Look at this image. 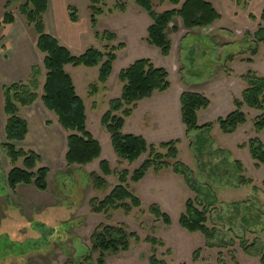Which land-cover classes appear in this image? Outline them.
Masks as SVG:
<instances>
[{"label":"rangeland","instance_id":"obj_1","mask_svg":"<svg viewBox=\"0 0 264 264\" xmlns=\"http://www.w3.org/2000/svg\"><path fill=\"white\" fill-rule=\"evenodd\" d=\"M24 2L9 0L7 10L14 14L23 31L33 33L19 11ZM50 2L48 25L52 24L50 17H55L57 9L55 0ZM98 3L102 14L97 16L98 23L93 28L90 0H68V6L77 10L79 25L90 29L85 31L81 49H74L72 54L79 55L90 47L105 51L106 46L123 44L116 50L117 58L106 91L99 85L101 90L96 96L88 94L89 85L97 82L98 68L68 65L66 71L85 104L86 128L101 145L100 158L84 166L67 165L64 156L69 133L59 125L56 115L45 109L40 100L22 110L31 131L18 146L33 149L41 155L42 162L37 167L49 168L47 188L43 192L33 184L9 188L6 180L14 166L0 149V235L22 247L19 253L13 251L4 258L0 257V264H66L76 261L91 253L90 238L99 225H123L139 237L138 241L131 240L128 251L109 254L106 264H149L153 254L165 264H261L264 252V164L255 167L248 142L254 138L264 145V130L257 132L255 129L257 117L264 111L243 106L246 122L232 134H223L216 124L218 118L234 110L233 98H240L246 86L244 76L249 70L245 71L247 67L243 64L255 57L252 54L254 47L258 52L260 44H255L253 37L257 29L252 33L240 27L226 29L224 26L229 21L225 20L221 23L223 29L216 28L217 33L204 36L200 32L191 34L177 18L170 24L177 28V32H168L172 53L164 57L159 48L147 43V28L152 22L134 0H99ZM122 5L124 11L120 10ZM152 5L157 12L172 8L168 2L160 3L159 0H152ZM23 31L20 32L15 23L7 29L0 28V55L5 56L8 52L7 59L1 60L0 57V81L20 78L26 62L37 58L42 67L37 91L41 96L46 74L42 64L44 56L37 50L30 54ZM96 31L99 38L95 37ZM108 32L117 35L114 40L107 39L104 33ZM6 42V50L1 49ZM229 58L232 59L228 61ZM138 59H149L154 66L164 68L169 74L170 87L139 101L133 114L125 119L122 132L141 135L156 146L161 142L179 140L178 160L187 166V177L195 189L208 188L211 199L193 192L185 178L175 174L172 167H164L158 173L149 169L139 182L129 181L148 153L132 163L126 160L118 163L110 135L101 125V117L108 109V102L121 93L119 72ZM256 68L260 73L254 72L264 77L262 44ZM182 89L209 99V107L198 113V124L214 123L210 132L186 134L180 114ZM5 120L0 112V142L4 141ZM200 134L213 138V143L206 145L202 152L196 151L192 145ZM101 160L108 161L112 171L129 172L128 188L139 198L140 207L107 214L91 211V201L102 200L119 183L118 176L112 173L105 177L108 186L104 191L93 188L88 174L96 172L101 175ZM21 165V160L16 163V166ZM196 197L201 201L199 207L206 210V225L215 229L212 247L206 246L201 233L187 232L178 223L186 201ZM152 204H157L168 214L170 225L166 226L149 212ZM146 237H154L162 241V245L153 247L144 241ZM27 243L29 245L23 248ZM93 258H97V253Z\"/></svg>","mask_w":264,"mask_h":264},{"label":"trees","instance_id":"obj_2","mask_svg":"<svg viewBox=\"0 0 264 264\" xmlns=\"http://www.w3.org/2000/svg\"><path fill=\"white\" fill-rule=\"evenodd\" d=\"M262 1L264 2V0ZM98 2L99 0H90L89 5L90 23L93 28L97 26V16L102 14ZM134 2L148 14L152 22L147 28V43L159 48L164 57L170 55L172 47L168 32H177L175 26H170L175 19L179 18L184 29L190 32H200L220 19V14L210 0H159L160 3L168 2L172 6L162 12L153 9L152 0H134ZM47 5V0H25L19 6V11L25 17L28 26L32 27L37 35V50L44 54L42 64L46 74L42 95L39 96L37 92L39 79L42 76V67L39 64L30 67L26 81L2 87L3 113L6 120L4 141L0 143V149L14 166L6 180L11 189H15L20 184H33L41 192L47 188L46 179L49 168L47 166L37 167L42 162L41 155L33 149L25 150L18 146L19 143L25 141L29 132L28 122L21 116L20 109L31 107L37 100L41 101L45 109L56 115L59 125L69 133L66 136L64 156L67 165L84 166L100 158L101 145L86 128L85 104L76 93L73 80L65 71V66L98 67L97 82L89 85L88 92L90 97L96 96L100 90L99 85H103V90L106 91L105 84L112 73L113 64L117 58L116 50L123 47L122 43L117 47L106 46L105 51L90 47L79 55L72 54L55 37L45 32L43 14L46 12ZM5 8L6 11L0 20V28L10 25L15 20L14 14L7 10L8 4ZM67 9L70 20L77 22L79 18L76 8L68 6ZM120 10L124 11L125 7L122 5ZM260 20L261 24L258 25L253 37L255 44L264 45V7ZM104 34L109 40H114L116 36L111 32ZM95 35L97 38L100 37L97 31ZM254 48L252 54L256 55L257 50ZM248 62L251 63L252 60H248ZM168 78V72L164 68L154 66L149 59H138L122 69L118 75V80L122 84L121 93L108 102V109L101 117V125L110 135L111 145L119 159V164L122 163V160L132 163L141 155L148 153V157L143 163L132 172L129 181L139 182L149 169L158 173L164 167H172L175 174L185 178L186 184L193 192L202 194L206 199H211L208 188L195 189L187 177V166L178 160L177 145L179 140L161 142L156 146L148 143L141 135L122 132L125 119L132 115L139 101L151 97L155 92L168 90L170 87ZM244 78L246 86L241 92V97L233 98L234 110L216 121L223 134H232L239 126L245 124L246 115L242 111L243 106L264 111V77L249 70ZM179 100L181 121L186 134L193 131L210 132L212 130L214 125L212 122L198 124V112L207 109L210 105L206 96L197 92L183 91ZM255 129L257 132L264 130V114L257 117ZM212 143L211 135L200 134L192 145L195 146L196 151L202 152L207 147L206 145L209 146ZM248 148L252 159L256 162L255 167L258 168L264 164L263 143L253 138L249 140ZM20 160L22 165L16 166ZM99 166L101 175L96 172L88 174L89 181L95 190L104 191L108 186L105 177L112 173L118 176L119 183L102 200L97 203L91 201V211L107 214L109 211L124 209L128 212L134 207H140L139 198L128 188L129 172L127 170L118 173L112 171L108 161L105 160H101ZM200 205L199 197L188 199L184 211L179 216L178 223L187 232L201 233L205 237L206 246L212 247L211 241L215 236V229H210L206 225V210L201 209ZM149 212L157 219L162 220L166 226L171 224L168 214L163 212L157 204H152L149 207ZM90 239L91 253L66 264H106V257L109 254L128 251L131 240L138 241L139 237L123 225H99L93 231ZM144 241L153 247L162 245V241L154 237H146ZM28 245V243L24 244L23 248ZM21 248L9 237L0 235L1 258L13 251L19 253ZM94 253H97L96 259L93 258ZM260 262L264 264V252ZM149 264H165V262L157 259L153 254L149 259Z\"/></svg>","mask_w":264,"mask_h":264},{"label":"crops","instance_id":"obj_3","mask_svg":"<svg viewBox=\"0 0 264 264\" xmlns=\"http://www.w3.org/2000/svg\"><path fill=\"white\" fill-rule=\"evenodd\" d=\"M8 1L9 0L0 1V20L2 19L3 15L6 11L5 6H6ZM47 1H48L47 9H46V12L43 14L45 32L48 33L49 35L55 37L59 41V43L61 45L65 46L66 48H68L71 53L74 49H81V43L83 42V40L85 38V31L86 32L90 31V29L89 28L86 29L82 25H79V21H80L79 17H78L79 19L77 22H72L70 20L68 9H67L68 0H55L56 7H57L56 12H55V17H53V16L50 17L52 19V24L48 25L47 24V16L50 12V3L51 2H50V0H47ZM210 1L213 4L214 8L217 10V12L220 14V19L210 26V29L205 34H203L204 36H207L208 34L217 33L216 28L217 29L218 28L223 29V26H221L222 25L221 23L224 22L225 20L229 21V23H230V24L229 23L225 24L224 27L226 29H229V28L237 29L238 27H240V28L249 30L251 33L257 29L259 23L261 24L260 17H261V13H262V10L264 7V2L262 0H210ZM51 19H49V21ZM53 19H55V21ZM84 20L87 22V18H84ZM13 23H15V26L16 25L18 26L20 32L23 31L20 24L17 23L16 18H15ZM13 23H11V24H13ZM97 23H98V20H97ZM252 24H254L253 27H252ZM10 25H7L6 29ZM1 28H3V27H1ZM30 29L33 30L32 27ZM32 32L33 33L23 31L24 37H26L25 41H27L28 45H29L28 48H29L30 54L32 51L37 50V48H36L37 35H36L34 30ZM192 32H195V31H192ZM192 32H190V33L192 34ZM193 35L197 36L196 33H193ZM200 35H202L201 31H200ZM95 37H96V35H95ZM7 41H8V38H7ZM6 44H7V42L1 46L2 47L1 49L4 48L3 50H6V48H5ZM260 49H261V43H260V47L258 49L257 54L255 55V57L251 58L252 62L243 64V65H246V67H247L245 69V71H247V69H248V70L256 71L257 73L259 72V70H257L256 66H257V60H259ZM3 52H5V51H3ZM171 53H172V51H171ZM7 54H8V52L6 53L5 56L0 55V57H2L1 60L7 59L6 58ZM42 56H44L43 53H42ZM231 59L229 58L228 61H230ZM39 63H40V61L37 58L35 60H30V61L26 62V64L24 65L23 71L19 76L20 78H18V79L13 78V79H9L6 81H0V112L2 113L3 116H4V113H3L2 87L6 86V85H10V84L15 83V82L27 80L29 73H30V67L34 64H39ZM39 65H41V64H39ZM67 68H68V65L65 66V71ZM94 68H98V67H94ZM98 71H99V68H98ZM82 72H84V71H81V73ZM107 82H108V80H107ZM105 86H106V84H105ZM75 90H76V88H75ZM181 92H183V89ZM76 93H77V91H76ZM108 100H110V98L107 99V101ZM179 102H180V100H179ZM23 109L24 108L20 109L21 116H22V110ZM201 111H199L198 113H200ZM125 123H126V121H125ZM124 126H125V124H124ZM28 127H29V122H28ZM123 129H124V127H123ZM30 131L31 130L29 127V132H28L27 136L29 135ZM3 133H4V127H3ZM27 136H26V138H27ZM0 143H2V142H0ZM115 158H117V157H115ZM115 160H117V159H115Z\"/></svg>","mask_w":264,"mask_h":264},{"label":"water","instance_id":"obj_4","mask_svg":"<svg viewBox=\"0 0 264 264\" xmlns=\"http://www.w3.org/2000/svg\"><path fill=\"white\" fill-rule=\"evenodd\" d=\"M209 29H210V26L205 27V28L201 31V34H205Z\"/></svg>","mask_w":264,"mask_h":264}]
</instances>
